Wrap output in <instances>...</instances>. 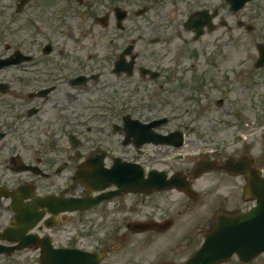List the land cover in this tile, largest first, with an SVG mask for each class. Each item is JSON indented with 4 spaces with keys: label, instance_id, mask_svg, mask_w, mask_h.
<instances>
[{
    "label": "flooded vegetation",
    "instance_id": "1",
    "mask_svg": "<svg viewBox=\"0 0 264 264\" xmlns=\"http://www.w3.org/2000/svg\"><path fill=\"white\" fill-rule=\"evenodd\" d=\"M65 1L75 4L66 11L112 28L102 30L105 44L87 47L86 38L101 30L84 27L75 35L48 24L45 11L59 8L54 0H0V188L22 193L25 187L28 202L43 199L46 206L34 207L48 211L58 207L52 202L88 194L80 170L109 168L123 158L142 165L146 175L181 172L200 192L191 199L177 190L119 191L95 208L108 211L113 204L105 242L115 246L156 231L133 232L134 221L174 223L154 200L169 191L181 195L174 204L180 213L207 192L221 193L225 209L233 192L244 191L250 169L264 171V0H252L240 13L226 0L219 7L217 0ZM217 8L213 21L224 9L222 28L187 29L196 12L213 15ZM169 48L179 53L169 57ZM133 119L147 123L148 134L135 141L140 147L134 138L126 143L128 130L136 135ZM175 131L179 148L159 143ZM223 185L229 189L217 192ZM4 202L12 211L13 197L3 196L0 206ZM58 223L53 216L43 225Z\"/></svg>",
    "mask_w": 264,
    "mask_h": 264
},
{
    "label": "rangeland",
    "instance_id": "2",
    "mask_svg": "<svg viewBox=\"0 0 264 264\" xmlns=\"http://www.w3.org/2000/svg\"><path fill=\"white\" fill-rule=\"evenodd\" d=\"M54 1L56 2V6H59V8H57V14L52 13L55 11L56 7L50 10L51 13L44 10L46 12L44 19L48 22V24L52 27L61 28L64 31L72 29L75 35H77V29L84 27H92L95 31L101 30L99 35L97 32H94V37L88 36V38H86V42L88 43L87 47L92 44H98V46L105 44L104 36L108 32H102V30L112 29L111 27L103 28L97 25L95 27L93 18L92 20L86 17L81 18V16L76 14L74 11H66L68 7L75 8V4L69 5L65 0ZM222 1L223 0H217V3ZM54 6L55 5H52V8ZM184 17H186V15ZM184 17H180L181 21H183ZM138 26H142V24L138 23ZM176 52L177 51L174 49L169 48V57H172V55ZM262 88H264V83L262 84ZM221 122L222 121L219 123ZM205 179L209 178L205 177ZM228 189V186L223 185L218 187L217 192H223V190L227 191ZM178 196V193L172 191V193L168 192L163 195L156 196L158 198L154 197L155 201L165 205L164 211L168 210V213H172L174 215L175 221L173 226L169 228L168 231H154L153 233L133 235L130 239L132 238L136 241V243L131 246L129 243L122 244L121 246H115V241L112 240L106 243L103 240V233L108 229L112 230L114 226L112 211L113 204H109L107 206L109 207L108 211H99L95 209L87 213H83L82 215H69L70 219L66 221H62L60 219L59 223L48 231L53 238L54 244L59 247L70 246L89 250H94V248H98V250H108L109 253L105 257L102 264H160L164 261V257L160 255V252L165 250L168 252V255L171 256V259L183 262L187 260L200 246L206 233L212 228L215 222L216 212L220 207H223L222 205L224 202L220 201L219 197H217L215 193L207 192L206 195L200 197L198 202H194L190 205V207L185 208L183 212L180 213L182 210L180 207L177 205L171 207L174 205L172 203L176 201L175 199ZM227 203L226 207H234L237 204L239 206L250 207L253 202L246 201L243 203L241 200V191L237 190L233 192L232 197H230ZM114 214L116 217L118 216L117 212H114ZM12 215L13 212L9 206H7V203L4 202V204L0 206V231H2V229L9 224ZM123 227L124 231L129 232L125 226ZM151 234L153 235V240L152 242H149ZM182 242V248H180ZM170 243H173V245L165 248L164 250L161 249L163 245ZM177 244H179V246H177ZM38 260L39 253L38 250L34 248L18 250L11 257L0 254V264H38ZM223 264L240 263L236 259H233ZM251 264H264V255Z\"/></svg>",
    "mask_w": 264,
    "mask_h": 264
},
{
    "label": "water",
    "instance_id": "3",
    "mask_svg": "<svg viewBox=\"0 0 264 264\" xmlns=\"http://www.w3.org/2000/svg\"><path fill=\"white\" fill-rule=\"evenodd\" d=\"M245 1L232 0L233 5L238 8ZM250 185L257 205L248 213L218 220L202 250L185 264H215L231 257L234 252L246 262L264 251V179L253 177ZM77 207L74 205L72 210L82 209ZM104 255L84 253L77 249H51L42 264H99Z\"/></svg>",
    "mask_w": 264,
    "mask_h": 264
}]
</instances>
